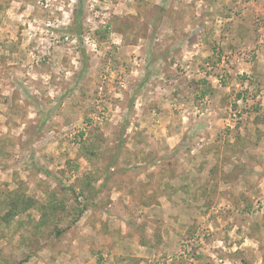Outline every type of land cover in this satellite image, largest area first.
Returning <instances> with one entry per match:
<instances>
[{
	"label": "rangeland",
	"instance_id": "rangeland-1",
	"mask_svg": "<svg viewBox=\"0 0 264 264\" xmlns=\"http://www.w3.org/2000/svg\"><path fill=\"white\" fill-rule=\"evenodd\" d=\"M0 264H264V0H0Z\"/></svg>",
	"mask_w": 264,
	"mask_h": 264
},
{
	"label": "trees",
	"instance_id": "trees-1",
	"mask_svg": "<svg viewBox=\"0 0 264 264\" xmlns=\"http://www.w3.org/2000/svg\"><path fill=\"white\" fill-rule=\"evenodd\" d=\"M82 1H80V4H79V6H78V12H77V14H76V20H79V17H80V15H78L79 14V12H81L82 11V3H81ZM46 175H48L49 173H48V171H43Z\"/></svg>",
	"mask_w": 264,
	"mask_h": 264
}]
</instances>
